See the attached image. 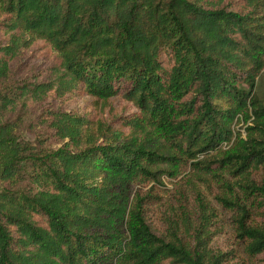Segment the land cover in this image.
I'll use <instances>...</instances> for the list:
<instances>
[{
    "label": "trees",
    "instance_id": "obj_1",
    "mask_svg": "<svg viewBox=\"0 0 264 264\" xmlns=\"http://www.w3.org/2000/svg\"><path fill=\"white\" fill-rule=\"evenodd\" d=\"M35 43L50 47L43 77L13 79ZM263 69L264 0H0V264H231L202 229L156 234L134 185L219 151L236 119L250 124L234 149L193 164L240 177L235 231L264 256ZM70 95L136 110L48 108L58 145L22 135L23 110Z\"/></svg>",
    "mask_w": 264,
    "mask_h": 264
},
{
    "label": "rangeland",
    "instance_id": "obj_2",
    "mask_svg": "<svg viewBox=\"0 0 264 264\" xmlns=\"http://www.w3.org/2000/svg\"><path fill=\"white\" fill-rule=\"evenodd\" d=\"M48 48L50 47L35 43L30 50L25 51L13 64V79L26 76L32 79L42 78V73L51 63ZM255 91L264 97V69L257 79ZM64 107L91 113L107 123L115 115L136 110L131 101L122 97H112L109 100L77 95L63 99L50 97L21 112L22 135L32 141L42 138L47 144L57 146L58 140L42 115L45 109ZM249 124L245 119H236L232 125L234 139L239 134L245 137ZM233 141L222 144L217 152L200 155L197 159H187L177 166L163 165L164 171L160 173L158 181L134 185V198L146 196L144 215L156 234L165 236L170 227L177 224L183 235L193 241L196 233L202 229L206 231L202 234L209 236L211 247L232 253L231 264H260L264 262V256L261 254L255 258L249 257L235 231L234 218L240 209L238 205L251 206L250 199L239 185L240 177L214 163H211V167H197L193 164V161L214 159L216 155L230 153L234 149ZM255 179L260 180L261 175L255 174ZM256 210L255 207L251 208L252 217L255 223H259L260 217Z\"/></svg>",
    "mask_w": 264,
    "mask_h": 264
}]
</instances>
